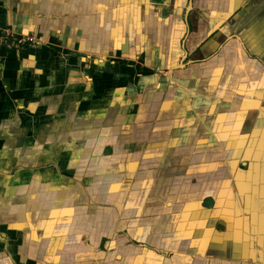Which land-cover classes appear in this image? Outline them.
Here are the masks:
<instances>
[{
	"label": "crops",
	"instance_id": "1",
	"mask_svg": "<svg viewBox=\"0 0 264 264\" xmlns=\"http://www.w3.org/2000/svg\"><path fill=\"white\" fill-rule=\"evenodd\" d=\"M0 0V264H264V0Z\"/></svg>",
	"mask_w": 264,
	"mask_h": 264
},
{
	"label": "built area",
	"instance_id": "2",
	"mask_svg": "<svg viewBox=\"0 0 264 264\" xmlns=\"http://www.w3.org/2000/svg\"><path fill=\"white\" fill-rule=\"evenodd\" d=\"M30 41L28 37H16L9 31H0V45L9 49L20 50Z\"/></svg>",
	"mask_w": 264,
	"mask_h": 264
},
{
	"label": "water",
	"instance_id": "3",
	"mask_svg": "<svg viewBox=\"0 0 264 264\" xmlns=\"http://www.w3.org/2000/svg\"><path fill=\"white\" fill-rule=\"evenodd\" d=\"M190 6H191V0H188V4H187V11H189V9H190Z\"/></svg>",
	"mask_w": 264,
	"mask_h": 264
}]
</instances>
